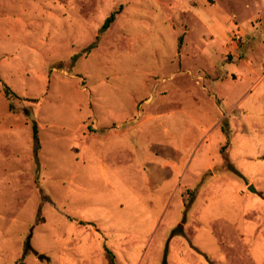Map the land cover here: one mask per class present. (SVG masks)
Here are the masks:
<instances>
[{
    "label": "rangeland",
    "instance_id": "obj_1",
    "mask_svg": "<svg viewBox=\"0 0 264 264\" xmlns=\"http://www.w3.org/2000/svg\"><path fill=\"white\" fill-rule=\"evenodd\" d=\"M263 69L264 0H0V264H264Z\"/></svg>",
    "mask_w": 264,
    "mask_h": 264
},
{
    "label": "trees",
    "instance_id": "obj_2",
    "mask_svg": "<svg viewBox=\"0 0 264 264\" xmlns=\"http://www.w3.org/2000/svg\"><path fill=\"white\" fill-rule=\"evenodd\" d=\"M118 14V10L117 11H113L112 13L109 14V16L105 19L103 25H102V30L107 29L115 20L116 15ZM4 95L5 97L10 100V98L15 97V94H13L12 92H10L8 89H4ZM8 109L10 112L13 111V106L12 103H9ZM25 111V110H24ZM34 135H33V141H34V150H38L39 147V143H38V139H37V127L36 125H34ZM35 153V151H34ZM226 161V167L229 165L227 164L228 160L227 158L225 159ZM106 252V257L108 259V264H113L114 263V256L111 252L109 251H105Z\"/></svg>",
    "mask_w": 264,
    "mask_h": 264
},
{
    "label": "water",
    "instance_id": "obj_3",
    "mask_svg": "<svg viewBox=\"0 0 264 264\" xmlns=\"http://www.w3.org/2000/svg\"><path fill=\"white\" fill-rule=\"evenodd\" d=\"M248 190H249L250 192H254V189H253L252 186H249V187H248Z\"/></svg>",
    "mask_w": 264,
    "mask_h": 264
},
{
    "label": "built area",
    "instance_id": "obj_4",
    "mask_svg": "<svg viewBox=\"0 0 264 264\" xmlns=\"http://www.w3.org/2000/svg\"><path fill=\"white\" fill-rule=\"evenodd\" d=\"M238 38V37H237ZM263 76H264V69H263Z\"/></svg>",
    "mask_w": 264,
    "mask_h": 264
},
{
    "label": "crops",
    "instance_id": "obj_5",
    "mask_svg": "<svg viewBox=\"0 0 264 264\" xmlns=\"http://www.w3.org/2000/svg\"><path fill=\"white\" fill-rule=\"evenodd\" d=\"M262 77H264V76H263V73H262ZM254 85H255V84H254ZM254 85H253V86H254Z\"/></svg>",
    "mask_w": 264,
    "mask_h": 264
}]
</instances>
